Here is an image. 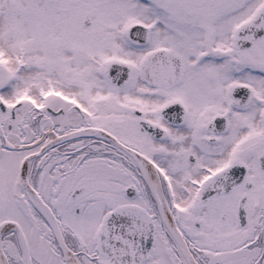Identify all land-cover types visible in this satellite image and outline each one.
<instances>
[{
	"label": "snow or ice",
	"instance_id": "6c2138e0",
	"mask_svg": "<svg viewBox=\"0 0 264 264\" xmlns=\"http://www.w3.org/2000/svg\"><path fill=\"white\" fill-rule=\"evenodd\" d=\"M0 264H264V0H0Z\"/></svg>",
	"mask_w": 264,
	"mask_h": 264
}]
</instances>
